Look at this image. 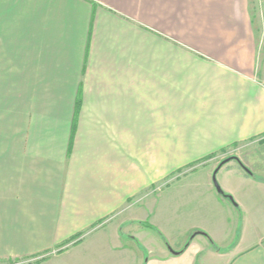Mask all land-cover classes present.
Masks as SVG:
<instances>
[{"label": "crops", "instance_id": "0c3cea01", "mask_svg": "<svg viewBox=\"0 0 264 264\" xmlns=\"http://www.w3.org/2000/svg\"><path fill=\"white\" fill-rule=\"evenodd\" d=\"M258 4L0 0V263L264 264Z\"/></svg>", "mask_w": 264, "mask_h": 264}, {"label": "rangeland", "instance_id": "374dc122", "mask_svg": "<svg viewBox=\"0 0 264 264\" xmlns=\"http://www.w3.org/2000/svg\"><path fill=\"white\" fill-rule=\"evenodd\" d=\"M259 4H258V9H256L257 15H260L261 19L264 20V0H256ZM262 30H264L262 28ZM259 39H260V51L261 53H264V33H262V31L259 32ZM247 149H250L248 152H246L247 149H245V152L242 153V149L239 150V148L236 147H231L228 148L224 154H222L221 152H218L216 154L215 157H213L212 159H209L205 162H200V163H196L195 165L191 166V167H186L183 168L181 171L177 172L173 177L166 179L164 182V186H169L172 183H175L178 179L187 176L188 174L192 173L193 170L195 168L198 167L197 170L199 169H206L208 167H213L215 168V170L226 160H233L235 157L237 156H244L243 158L245 159V162L247 164V166H250L251 168H256L255 165H252L251 163V155L252 152L256 151V154H263L262 156L264 157V146H256L253 150L251 149L252 146L250 143L245 144ZM255 154V152H254ZM256 156V155H255ZM205 167V168H204ZM249 167V169H250ZM214 176V175H213ZM220 186L219 183V175L216 174L215 175V179H214ZM213 180V181H214ZM221 187V186H220ZM179 203L183 206H189L188 203L191 204H195V205H201L202 203L200 202H186V200H180ZM176 216H173V221L172 223H167L168 225L166 227H164L163 225H161L160 227V232L157 231V229L154 230V234L156 237H159L160 239H163L164 243H168V247L169 249H174L176 246H179L178 243L175 242V240H181L183 238V235L180 234V231L185 230V234L186 236H188L187 240L185 241L182 250L185 248V246L188 245V243L190 242V240L192 239V237L198 232V231H189L191 229L190 226H192V223H195L200 221L199 219H197V217L194 216H187V212H185L184 210L175 212ZM154 214V212H153ZM197 219V220H195ZM149 222L155 223V217L152 215L150 216V218L148 219ZM169 220V219H168ZM171 221V220H169ZM160 226V225H159ZM158 227V226H157ZM159 241V240H158ZM134 251L136 252V254L139 256V259L141 260L143 258V255L145 253V250H141V248L139 247L138 249L135 248L134 246ZM48 258H42V259H30L29 261H20L18 264H43L44 261H46ZM145 259V258H144ZM0 264H17V263H9V262H4V263H0Z\"/></svg>", "mask_w": 264, "mask_h": 264}, {"label": "water", "instance_id": "95a60500", "mask_svg": "<svg viewBox=\"0 0 264 264\" xmlns=\"http://www.w3.org/2000/svg\"><path fill=\"white\" fill-rule=\"evenodd\" d=\"M227 162H229V160L224 161V162H223V163H222V164L216 169L215 174H214V176H213V180L215 179V175H216V173L218 172V170H219L224 164H226ZM213 182H214L215 188H216V190L218 191V193L224 195V193H223L221 187L219 186V184H218L215 180H214Z\"/></svg>", "mask_w": 264, "mask_h": 264}, {"label": "trees", "instance_id": "16d2710c", "mask_svg": "<svg viewBox=\"0 0 264 264\" xmlns=\"http://www.w3.org/2000/svg\"><path fill=\"white\" fill-rule=\"evenodd\" d=\"M216 155H212V156H210V157H208L206 160H209V159H211V158H213V157H215ZM196 164V163H195ZM225 195V194H224ZM225 196H228V197H230L229 195H225ZM188 246V245H187Z\"/></svg>", "mask_w": 264, "mask_h": 264}]
</instances>
